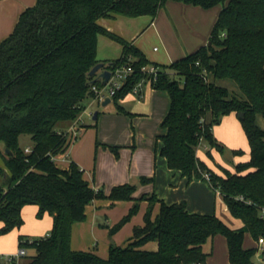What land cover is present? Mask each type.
Returning <instances> with one entry per match:
<instances>
[{
	"label": "trees",
	"instance_id": "obj_1",
	"mask_svg": "<svg viewBox=\"0 0 264 264\" xmlns=\"http://www.w3.org/2000/svg\"><path fill=\"white\" fill-rule=\"evenodd\" d=\"M169 1L204 10L219 7V15L210 45L168 66L155 65L158 73L152 86L170 96V109L161 123L165 133L159 136L160 154L169 169L188 181H205L204 174L210 173V187L222 195L230 215L243 223L237 229L216 214L190 213L185 201L167 204L154 193L136 198L133 184L114 186L106 196L90 186L78 164L62 169L55 162L76 138L57 130L58 123L76 120L86 109L84 100L95 98L92 86L103 84L89 76L99 63V35L123 47L122 57L107 62L106 69H134L113 98L119 113L128 114L119 102L150 77L142 72L150 63L141 50L108 31L100 20L115 15L155 18ZM221 81L233 82L236 91ZM231 113L238 118L244 114L239 119L250 157L237 163L234 172L220 166V176L199 158L197 148L205 143L209 158L213 149L224 151L213 131ZM258 118L264 121V0H37L0 43V143L5 148L0 155L7 168L0 166V234L20 228L22 209L34 205L38 218L48 213L53 225L46 237H19L18 249L34 251L20 257L28 264H207L211 251L204 245L218 235L226 239L230 264H254L259 248H244V239L246 233L257 243L264 238V128ZM22 135L31 136L28 153L20 147ZM233 154L243 156L244 151ZM152 183L154 178L141 177L142 185ZM95 200H108L109 207L134 202L111 234L131 220L140 202H148L144 225L134 229L126 247L112 244L106 259L71 248L73 225L86 221V209ZM156 204L160 210L153 217ZM149 242H156L158 249H142ZM261 254L264 258V250ZM0 264H9L5 255H0Z\"/></svg>",
	"mask_w": 264,
	"mask_h": 264
},
{
	"label": "rangeland",
	"instance_id": "obj_2",
	"mask_svg": "<svg viewBox=\"0 0 264 264\" xmlns=\"http://www.w3.org/2000/svg\"><path fill=\"white\" fill-rule=\"evenodd\" d=\"M149 18L147 16H140L137 19H127L126 28L128 32L136 33L135 37L138 40V44H142V51L151 62L156 61L157 66H165L167 64L161 62L162 56L165 54V47L161 40L152 31L148 32L147 30L146 33H143L148 23L151 22ZM213 18V15L209 16L207 21ZM130 22H132V25H130ZM138 35L140 36L138 37ZM105 40L100 41L97 46V51L99 50V53L97 52L98 56L103 57L111 53V55L114 54L116 56V53H119V58L123 53L121 43L117 41L112 42L108 39ZM168 42L172 44L173 37H168ZM118 58L115 57V59ZM229 84L235 86L233 82L224 81V85L228 88ZM148 89V86L144 87V91H148ZM89 99L90 102L88 101ZM93 99L95 98L92 97L84 100V103L88 104V110L92 113L81 114L84 121L89 123L87 135L83 134L84 136L81 138L87 150L90 147L82 156L83 162L87 163V166L82 168L86 169V178L91 185L96 183L95 185H99L100 189L107 194L113 186L122 182L129 183L135 185L137 188L136 192L142 196L146 191L144 189L146 185L141 184V177H152L154 178V183L147 185H151L147 192L150 194L154 193L156 197L161 198L165 203H170L167 200L168 198L172 201L174 196L182 194L187 196L188 198L186 197V199H189L191 203L200 207L199 209L204 210L205 206H207L209 207V213H215L217 216L220 214L226 217V214L223 212L224 201L219 194H216L217 192L209 188L208 182L204 181L206 185L199 181L192 182L189 185L180 183L179 176L171 174L165 157L160 154L162 143L159 140V134L162 132V120L169 109L168 101L155 102L153 96L148 95V93L142 99L141 95L132 92L124 98L131 104V106H128L132 110L128 109L129 107L121 105V101L124 99L119 102L125 108V111L128 112V114H125L119 113L113 102L106 107L97 100L95 102ZM95 113H98L96 120L93 119ZM231 118L233 120H230ZM76 120L72 122H60L56 129L66 131L67 127H70L69 124L73 125V122H76ZM257 122L260 127L264 128V121L261 118ZM76 131L78 133L74 141L80 138L81 130L77 129ZM89 134H91V141L89 140L88 142ZM214 135L224 147L223 152L213 149V158H209L206 154L205 143H202L197 148V154L209 167L221 170L219 169L221 166L234 172L235 166L239 162L238 158L233 154L234 150L244 151L242 159H249L250 145L241 121L234 113L226 115L220 124L214 127ZM19 144L22 148H25L27 145H31L32 147L31 136L22 135L19 139ZM0 149L5 151L1 143ZM61 164L65 165V163ZM0 166L7 170L1 155ZM142 202H140L138 212L115 234H111L110 229L128 214V201H122L108 211L101 210L95 214H93V208L90 207L89 219L87 220V224L82 227L81 234L83 237L89 236V239L92 241L90 243L92 250L96 247V251L99 254H105L104 258H107L113 242L121 247L129 241L133 237L134 229L144 222L146 207ZM49 217L50 215L47 213L43 218H38L34 206H25L22 209L24 224L20 228H14L9 233L0 234V255H15L18 252L17 237L21 233L29 234L36 238L46 237L51 230ZM2 227V223L0 222V229ZM217 238L214 241L213 255L210 262L211 264H229L226 240L221 235ZM249 240L251 239L247 236L245 244H249ZM210 243L204 245L206 252L211 251ZM153 244V242H150V246H153ZM30 253H34V251L31 250Z\"/></svg>",
	"mask_w": 264,
	"mask_h": 264
},
{
	"label": "crops",
	"instance_id": "obj_3",
	"mask_svg": "<svg viewBox=\"0 0 264 264\" xmlns=\"http://www.w3.org/2000/svg\"><path fill=\"white\" fill-rule=\"evenodd\" d=\"M36 2H37V0H0V43L13 32L16 24L18 23V20H19L21 14L25 10H27L28 8L35 6ZM212 15L214 18L212 20L207 21L208 17L212 16ZM218 15H219V7H216L212 10L211 9L210 10H204L202 8H199V7H195V6H191V5H185V4L174 2V1H169L166 3L165 7L160 9V11L158 12V14L155 18H151L150 16H147V17H150L149 19L151 22L148 23L147 28L145 29V31L143 33H146L147 30H148V32L152 31V33L155 34L161 40V42L163 43V45L165 47V54H163L161 62H163V64L164 63L167 64L165 66H168L171 63L185 57L187 54L195 52L200 47L208 45L209 38L211 36V32H212V29L215 25L216 18H218ZM137 18L138 17L130 18V17H125V16H121V15H115V16H111V17L101 19L100 24L103 27H105L108 31L117 34L118 36L122 37L126 41L133 44L136 48L141 50V52L145 55L146 59L148 60V62L150 64H153L154 66L158 65L156 63V61L151 62V60L148 59L146 54L142 51V44L141 43L138 44V42H137L138 40L135 37L136 33H134V34L130 33V32H128V30L126 28L127 19H137ZM130 21H134V20H130ZM130 25H132V22H130ZM139 36L140 35H138V37ZM170 36L173 37V43L172 44H170L168 42V37H170ZM105 39H108L109 41H112V42L114 41V40L110 39L109 37L101 34L98 36V44L100 43V41H103ZM105 44H107V43H105ZM97 52L99 53V50ZM98 53H97L98 62H103L105 64L107 62H112L114 60H117V59H115V57L118 58V56H119V53H116V56L114 54L111 55L112 54L111 53L110 55L107 54V55H104L103 57H100V56H98ZM120 57H122V55ZM104 69H106V67ZM100 72H102V71H100ZM219 84L224 85V81L219 82ZM145 86H148V88H149L148 91L147 90L144 91ZM229 89L232 92L236 91V87L232 86L231 84H229ZM139 90H140L142 99L145 98V95L148 93V95L153 96V99L155 100V102L160 103L161 101H168V105H169V109H170V96L166 91L164 92L163 90L154 89V87L152 86V83L149 82L148 80L143 81L142 85L139 87ZM135 94L139 95L138 93H135ZM93 100L95 101V99H93ZM88 101L90 102V99ZM95 102H97V101H95ZM128 103L129 102L127 99H124L121 101V105L126 106L127 108L129 107L128 105L131 106V104L130 103L128 104ZM110 104H108L107 106H109ZM85 105H86V109L83 113H87V112L92 113L91 111L88 110V104L85 103ZM128 109L132 110L130 107ZM169 109H168L167 113L169 112ZM167 113H166V115H167ZM149 114H150V111H149ZM234 114L236 115V117H238L236 113H234ZM166 115L164 116V118L166 117ZM164 118H163V120H164ZM163 120H162V122H163ZM230 120H233V119L231 118ZM69 126L70 127H67V130L65 132H68L71 128L76 127L78 130H81L80 131V138H78L76 141H73L69 145V147L65 153L58 155L55 158V162H56L57 166L62 168V169H68L70 163L75 162L76 164H78L81 167L82 170H84V178L86 181H88L86 178V174H85L86 169L82 168V167L87 166V163L83 162L82 156H83L84 152H86L90 149V147L87 150V148L85 147V144H83V139L81 137L84 135H87V133H88L87 130L89 129L88 128L89 123L84 121V119L80 115L79 118L76 120V122H73V125L69 124ZM164 133H165V130L162 128V132L159 134V136L163 135ZM89 140L91 141V134H89L88 142H89ZM74 142H76V143H74ZM32 147H33V145H32ZM32 147H31V145H27L24 149H27V148L31 149ZM211 153H212V151H211ZM237 158H238L239 162L247 161V159H245V160L242 159L243 156H238ZM202 161H204V160H202ZM61 163H65V165H63ZM166 163H167V161H166ZM209 168L214 173H216L220 176L224 175L222 170H218L217 168L212 169L211 167H209ZM169 170H170L171 174H173L174 176H179V179H180L179 181L182 184L185 183V184L189 185L190 183L196 182V181H199V182H202L205 184V182L203 180H200V179H193L192 181H188L187 178L183 177L179 171H175V170H171V169H169ZM88 175L90 176V174H88ZM95 184H93V185L90 184V186L96 190H102V189H100L99 185H95ZM121 184H125V183L122 182V183H119L117 185H121ZM117 185H115V186H117ZM150 186L146 185V187L144 188L146 190L145 193H148L147 191L150 189ZM209 188L212 191L217 192L214 189H212L210 187V185H209ZM109 193H107V194L104 193V194L106 196H108ZM145 193H143V194H145ZM216 194H219L223 200V197L219 192H217ZM140 195L141 194H139L138 192L135 193L136 198H140L141 197ZM186 197L187 196H184L181 194L179 196H174V198H172V201H170V199L168 198L167 200L170 203H167V204H173V203L185 201L187 203V208H188V211L190 213L203 214V215L215 214V213H209L210 212V211H208L209 207H207V206H205L206 208L204 210L199 209L200 207H197L195 204L191 203L189 199H186ZM159 199L162 200L161 198H159ZM119 203L120 202H117L114 206H117ZM110 204L111 203L108 200H95L86 209V214H87L86 221L73 225L71 248L74 251L94 252L102 258L105 257V254L100 253L101 254L100 255L98 253V251H96V247L94 248V250H92V247L90 244L92 242L91 239H89V236L83 237L81 234V229L84 225L87 224V220L89 219L88 217L90 215V212H89L90 207L93 208V214H95L96 212L101 211V210L102 211H108L110 208H112V207H109ZM133 204H134L133 201H128L127 207L130 209L133 206ZM142 204L146 207V211H147L148 202L143 201ZM223 204H224L223 212L226 214V217L223 215H220V214L218 215V217L221 218L229 227H231L233 229L240 228L243 225L242 221L233 218L230 215L226 204L224 202H223ZM32 206H34V205H32ZM34 207H35V213L37 215L38 207L37 206H34ZM159 210H160V205L156 204L154 206V210H153V217L157 216V214L159 213ZM49 221L51 222V228H52L53 219L51 216L49 217ZM142 225H144V222ZM142 225H139V226H142ZM2 226H3V224H2ZM20 236H28L31 238H36V237L29 235V234H23V233L19 234L17 237V248H18ZM218 236H216L213 239V241H211V243H210L211 256L213 255L214 241ZM247 236H249L251 240H249L250 241L249 244H245V239H244V248L248 249V248L258 247V243L252 239V237L249 233L245 234V238ZM130 239H129V241H127L122 246L126 247L128 245V243L130 242ZM153 243H154L153 246H150V242L147 243L146 245H144L142 247V249L148 250V251H156L158 249V244L156 242H153ZM92 245H93V243H92ZM226 246H227V243H226ZM30 251L31 250H28L27 256H32L34 254V253H30ZM2 255H5V254H2ZM227 255H228V249H227ZM211 256L208 257L207 264H211V262H210ZM104 259H106V258H104ZM25 260H26V258H19V260L17 261V264H28V259L26 261ZM228 260H229V258H228ZM229 264H230V262H229ZM254 264H264V258L262 256L261 252L257 253Z\"/></svg>",
	"mask_w": 264,
	"mask_h": 264
},
{
	"label": "built area",
	"instance_id": "obj_4",
	"mask_svg": "<svg viewBox=\"0 0 264 264\" xmlns=\"http://www.w3.org/2000/svg\"><path fill=\"white\" fill-rule=\"evenodd\" d=\"M111 77L108 80L107 83H103L101 86L93 85L92 86V91L95 94V100H97L100 103H103L106 101V99L109 97L112 101L114 96L117 94L119 90L122 89L128 78L132 75L134 72V69L131 66H122L118 67L115 70L111 71ZM142 72L145 74L149 75L150 77L148 78V81L153 83L156 81L158 69L154 65H147L142 68ZM102 81V79H100ZM103 82V81H102ZM143 81L140 82L133 90L134 93H138L141 95L139 87L142 85ZM76 128H71L68 133L75 138L77 136V129ZM25 152L28 153L30 152V149L27 148L25 149ZM204 179L206 182L210 183L211 181V174L210 173H205L204 174ZM242 199V198H241ZM251 204V202H248ZM264 213V211H263ZM258 248L259 252H262L264 250V238H260L258 241ZM28 254V251L26 249H18V252L15 255H5L6 257V262L11 263L14 259H18L22 256H25ZM197 264H204L202 262H199Z\"/></svg>",
	"mask_w": 264,
	"mask_h": 264
},
{
	"label": "water",
	"instance_id": "obj_5",
	"mask_svg": "<svg viewBox=\"0 0 264 264\" xmlns=\"http://www.w3.org/2000/svg\"><path fill=\"white\" fill-rule=\"evenodd\" d=\"M208 45H210V42L208 43ZM104 68H105V63H103V62H99V63H97V64L91 69V71L89 72V76H90V77H95L94 80H93V82H96V81H98V80H100V79H102V81H103L104 84L108 82V80H109L110 77H111L112 72H111L110 70H108V69H104ZM100 71H102V72H100ZM98 73H99V74H98ZM111 102H112V100L108 97V98L106 99V101L102 103V105H103V106H107V105L110 104ZM97 116H98V113H95L93 119L96 120V119H97ZM243 116H244L243 113H240V114H239V118L242 119ZM6 152H7V153H10L9 150H6ZM113 244H115V243L113 242Z\"/></svg>",
	"mask_w": 264,
	"mask_h": 264
}]
</instances>
